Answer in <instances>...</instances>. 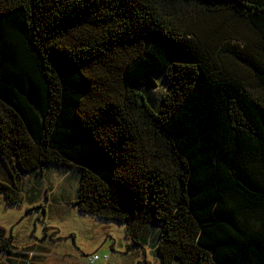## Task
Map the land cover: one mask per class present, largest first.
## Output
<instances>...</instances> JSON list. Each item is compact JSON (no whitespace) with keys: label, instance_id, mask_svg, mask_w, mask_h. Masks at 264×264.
<instances>
[{"label":"trees","instance_id":"16d2710c","mask_svg":"<svg viewBox=\"0 0 264 264\" xmlns=\"http://www.w3.org/2000/svg\"><path fill=\"white\" fill-rule=\"evenodd\" d=\"M0 162L160 264H264V0H0Z\"/></svg>","mask_w":264,"mask_h":264},{"label":"rangeland","instance_id":"374dc122","mask_svg":"<svg viewBox=\"0 0 264 264\" xmlns=\"http://www.w3.org/2000/svg\"><path fill=\"white\" fill-rule=\"evenodd\" d=\"M157 81L155 89L146 91L154 104L166 88L162 79ZM16 172L0 162V181L15 182L22 194L20 205L6 204L0 195V229L12 237L14 252L0 253V264H89L95 254L101 258L95 264H160L150 238L131 247L123 224L77 211L72 205L77 169L47 164L40 172Z\"/></svg>","mask_w":264,"mask_h":264},{"label":"built area","instance_id":"2783aa9c","mask_svg":"<svg viewBox=\"0 0 264 264\" xmlns=\"http://www.w3.org/2000/svg\"><path fill=\"white\" fill-rule=\"evenodd\" d=\"M106 257H104L105 259ZM99 260H101V258L98 255H92L88 258V263L89 264H95L96 262H98Z\"/></svg>","mask_w":264,"mask_h":264}]
</instances>
